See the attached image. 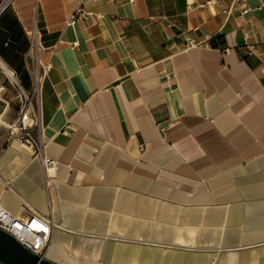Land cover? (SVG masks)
I'll list each match as a JSON object with an SVG mask.
<instances>
[{
  "label": "crops",
  "instance_id": "0c3cea01",
  "mask_svg": "<svg viewBox=\"0 0 264 264\" xmlns=\"http://www.w3.org/2000/svg\"><path fill=\"white\" fill-rule=\"evenodd\" d=\"M209 1L15 0L0 14V60L26 89L29 51L50 64L49 188L40 158L0 134V205L66 226L47 259L264 264V0Z\"/></svg>",
  "mask_w": 264,
  "mask_h": 264
},
{
  "label": "built area",
  "instance_id": "2783aa9c",
  "mask_svg": "<svg viewBox=\"0 0 264 264\" xmlns=\"http://www.w3.org/2000/svg\"><path fill=\"white\" fill-rule=\"evenodd\" d=\"M14 1L15 0H4L0 5V14L12 6ZM212 1L213 0H210L209 3ZM86 16L87 12L80 5L67 19V24H72L78 19L85 18ZM34 33V31H31L33 37ZM211 38V35L206 36L207 41ZM194 46H201V43L191 41L189 47ZM28 58L30 62L29 71L33 78V86L31 90L25 89L14 72V82L24 94L25 99L21 100L18 117L13 122L8 123V140H19L23 146L31 149L34 155L40 158L45 173L46 186L49 188L52 184L51 178L57 167V161L45 154L44 143L41 138L37 137V132L39 134L41 131V82L43 76L50 68V64H42L34 50L29 51ZM57 227L66 228L63 222L55 221L51 215L44 216L40 214L26 201H23L20 214H15L0 205V229L11 234L24 247L41 258H46L47 251L51 245L53 231ZM0 264L3 263L0 261Z\"/></svg>",
  "mask_w": 264,
  "mask_h": 264
},
{
  "label": "rangeland",
  "instance_id": "374dc122",
  "mask_svg": "<svg viewBox=\"0 0 264 264\" xmlns=\"http://www.w3.org/2000/svg\"><path fill=\"white\" fill-rule=\"evenodd\" d=\"M3 1L0 0V5ZM22 99H25L24 94L16 86L7 69L0 63V115L2 119L0 121V134L8 135V123L13 122L18 117Z\"/></svg>",
  "mask_w": 264,
  "mask_h": 264
},
{
  "label": "water",
  "instance_id": "95a60500",
  "mask_svg": "<svg viewBox=\"0 0 264 264\" xmlns=\"http://www.w3.org/2000/svg\"><path fill=\"white\" fill-rule=\"evenodd\" d=\"M0 261L3 264H57L31 252L2 229H0Z\"/></svg>",
  "mask_w": 264,
  "mask_h": 264
},
{
  "label": "bare ground",
  "instance_id": "6f19581e",
  "mask_svg": "<svg viewBox=\"0 0 264 264\" xmlns=\"http://www.w3.org/2000/svg\"><path fill=\"white\" fill-rule=\"evenodd\" d=\"M0 63L3 65V67H5V68L7 69L8 74H10V76L13 78V80H15L14 71L8 69V68L3 64V62H2L1 60H0ZM0 121H2V119H1V115H0Z\"/></svg>",
  "mask_w": 264,
  "mask_h": 264
},
{
  "label": "trees",
  "instance_id": "16d2710c",
  "mask_svg": "<svg viewBox=\"0 0 264 264\" xmlns=\"http://www.w3.org/2000/svg\"><path fill=\"white\" fill-rule=\"evenodd\" d=\"M20 80V79H19ZM20 82L22 83V85L26 88V86L24 85V83L20 80Z\"/></svg>",
  "mask_w": 264,
  "mask_h": 264
}]
</instances>
